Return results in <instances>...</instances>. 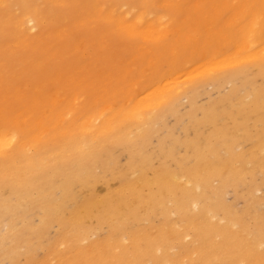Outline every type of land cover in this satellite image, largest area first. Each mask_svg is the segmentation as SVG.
I'll list each match as a JSON object with an SVG mask.
<instances>
[{
    "label": "bare ground",
    "instance_id": "bare-ground-1",
    "mask_svg": "<svg viewBox=\"0 0 264 264\" xmlns=\"http://www.w3.org/2000/svg\"><path fill=\"white\" fill-rule=\"evenodd\" d=\"M181 95L193 133L148 151ZM251 126L264 0H0V264H264V210L223 196L264 205Z\"/></svg>",
    "mask_w": 264,
    "mask_h": 264
},
{
    "label": "rangeland",
    "instance_id": "rangeland-1",
    "mask_svg": "<svg viewBox=\"0 0 264 264\" xmlns=\"http://www.w3.org/2000/svg\"><path fill=\"white\" fill-rule=\"evenodd\" d=\"M118 55H116L117 57ZM102 70V69H100ZM251 72H254L251 68H250ZM108 72H110V70H107ZM115 72V70H114ZM259 78V77H258ZM260 80V78L258 79ZM208 87V88H207ZM213 89V90H212ZM213 92V93H212ZM216 89H214V87L212 85H205L203 89H201V91L198 93V95L196 96V100L199 101L198 103L200 104H203L205 103L206 101H208L209 97L207 96H216L217 93H216ZM216 94V95H215ZM200 96V97H199ZM198 98V99H197ZM180 101L181 102V105L179 107H182L180 112H181V115L179 116V118H177L178 116L172 114L171 112H166L164 115H163V118L161 119V121L157 122V126H161L159 131H157L156 133H154L152 136H151V141L150 143L148 144L147 146V149L148 151L152 152V151H155L156 150V142L157 141V138L159 136H162L166 133V130L167 128H170L171 131L173 132V135L176 136V137H179V138H183L185 137V135H190L193 133V130H190L188 129V131H186L185 129H183V125L185 124V122L187 121V116L184 115L185 114V111L187 109V104H188V101L187 99L184 97V95H181L180 96ZM186 106V107H185ZM167 117V118H166ZM170 118V119H169ZM177 118V119H176ZM255 114L252 113V115L250 116V120L251 122L255 121ZM185 119V120H184ZM167 120V121H166ZM166 121V122H165ZM185 121V122H184ZM159 123V125H158ZM175 124V125H174ZM155 126V125H154ZM182 126V127H181ZM180 127V128H179ZM258 126H251V129H250V132L252 133L253 137H255V135H258L259 134V131H264V129H259V127L257 128ZM179 128V130L177 129ZM252 128H254L252 130ZM180 131V133H179ZM205 131H207V128L205 129ZM257 131V132H256ZM176 134H175V133ZM255 132V133H254ZM157 134V135H156ZM179 135V136H178ZM181 136V137H180ZM155 139V141H154ZM153 142V143H152ZM241 142H243L241 145H242V149L243 151H245V153H248L250 150H251V147H252V144L254 143V141L252 139H241ZM248 143V145H247ZM151 147V148H150ZM178 148H181V147H178ZM183 150V149H181ZM119 150H117L116 152H118ZM125 154V155H124ZM120 157L122 159H120ZM128 160V156H127V153L124 152V151H121V152H118V161H119V167L121 166H124L126 164ZM247 167L246 168H251L252 167V164L250 163L248 165V163H246ZM120 170H118L119 172ZM255 172V171H254ZM255 179L258 180L259 182V190H255L254 192V195L255 197H259L261 196L263 193H264V180L262 181L261 178L262 176L261 175H257L255 173ZM111 183V186L114 187L115 185V182L114 180L110 181ZM263 187V188H262ZM103 185L102 184H98L97 185V191L99 192V194H104L105 190H103ZM230 189V188H229ZM229 189H226L223 196H224V199L226 200L227 203L231 204L233 206V208L237 209V210H242V209H248L249 211V223H252L253 219L252 217L255 216L257 213L261 212L264 210V205L263 204H256L255 205V208H253L252 206V203H254V201H251L250 199L248 200H245L244 198L242 197H235L232 189H230V191H228ZM101 190V191H100ZM259 191V192H258ZM261 191V192H260ZM229 192V194H228ZM258 192V193H257ZM231 195V196H230ZM230 196V197H229ZM230 198V199H229ZM239 200V201H238ZM250 202V203H249ZM263 205V206H262ZM263 208H262V207ZM157 221V219H156ZM1 228V226H0ZM54 231V228L52 227V229L50 228V231L48 230V234H53ZM40 251V252H39ZM42 250H37V252H34V253H31L29 254L28 256H25V255H22V258L19 256V258L17 259V264H41V261H43V258H42V253L43 251L41 252ZM40 254H39V253ZM26 257V258H25ZM6 264V262L4 263Z\"/></svg>",
    "mask_w": 264,
    "mask_h": 264
}]
</instances>
